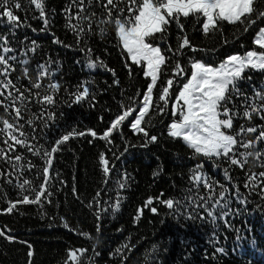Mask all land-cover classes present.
<instances>
[{
  "label": "trees",
  "instance_id": "16d2710c",
  "mask_svg": "<svg viewBox=\"0 0 264 264\" xmlns=\"http://www.w3.org/2000/svg\"><path fill=\"white\" fill-rule=\"evenodd\" d=\"M19 2L21 9L15 10V14L23 26L13 28L6 20L0 22V36H6L7 46L15 50L8 56L29 60L30 79L24 77L21 64L9 61L16 68L10 79L21 90L31 88L33 94H40L32 96L27 108L22 110L24 119L20 124L28 141L41 151L34 155L17 146L16 152L10 154L24 157L19 162L24 166L23 172L13 168L14 161L0 159V172L11 173L0 176V231L6 233V236H0V264H73L68 254L69 250L76 249H87L81 264H264V198L259 188L244 187L248 175L264 171V155L258 160L248 157V163L241 169L229 165L224 158L195 154L182 138L168 135L169 125L180 119L179 115H172V105L182 85L190 78L191 62L218 66L229 55L259 51L253 41L259 29L264 27V19L248 26V31H244L245 25L221 22L219 31L205 35L201 15L181 16L183 32L173 21L166 34L158 33L150 38V42L159 44L162 50L169 47L173 50L165 51L168 61L154 90L160 106H163L158 100L160 89L173 78L177 62L185 74L174 78L165 112L151 114L149 132L158 137L157 141L142 146L146 138L129 127L135 114L119 131L113 132L111 143L99 138L123 108L139 106L150 83V78L144 76V64H133L121 46L115 26L100 23L101 19H106L102 6L93 0L87 7L86 15L96 13L89 31V21L69 20L65 10L72 0H44L49 24L42 31L44 23L40 11L29 0ZM119 6L126 7L123 3ZM256 7L264 9V0H258ZM76 11L72 7L71 14ZM116 15L114 11L113 16ZM124 15H127L126 11ZM70 24L83 26L85 31L78 36ZM101 28L105 29L103 34ZM184 35L196 51L186 47L177 54ZM57 39L61 43H55ZM33 41L36 42L35 52L23 55L33 47ZM89 58H98L106 68H89ZM41 64L51 75L42 78L41 88L35 89L32 84L37 82L38 65ZM86 81H91L90 92L95 98L73 103L71 93ZM52 82L61 85L58 92L48 89ZM238 86L244 95L233 94L228 105L237 113L231 131H238L241 125L264 126V119L258 115H253L251 121L243 118L247 106L244 97L255 100L256 92L264 93V71H246ZM46 94L53 95L54 104L40 102ZM25 95L30 94L25 91ZM52 114L54 118L49 119ZM0 116L14 121V113L8 115L2 107ZM28 120H32L31 125ZM89 130L95 131L97 137L88 134ZM72 131L85 135L70 137L54 154L51 180L47 185L51 195L42 198L40 204L19 203L12 212H7L10 203L21 200L24 195L33 198L31 189H38L43 183V168L48 159L43 152ZM256 135L258 133L244 134L239 139L247 141ZM4 138L0 134V148H6ZM248 151L264 153V142L257 143L252 149L237 146V154ZM101 154L109 161L107 176ZM29 163L34 165L31 170L27 167ZM197 165H203L201 171L205 177L228 189L227 208H215V219L201 206L200 197L207 196V190L190 179ZM225 169L232 177L231 182L225 179ZM23 179L31 181L30 188L25 186L27 191L18 187ZM121 183L124 188H120ZM215 191L218 194L222 189L217 187ZM149 198L153 199V204L146 207ZM168 199L178 202L173 209L160 202ZM242 199L247 203H240ZM152 207L157 209L156 213L150 210ZM208 207L211 208V203ZM225 211L227 216L222 215ZM7 236L14 239L9 240ZM125 244L129 247L122 248V254L113 255ZM217 249H223V252ZM29 252H32L31 256Z\"/></svg>",
  "mask_w": 264,
  "mask_h": 264
},
{
  "label": "snow or ice",
  "instance_id": "6c2138e0",
  "mask_svg": "<svg viewBox=\"0 0 264 264\" xmlns=\"http://www.w3.org/2000/svg\"><path fill=\"white\" fill-rule=\"evenodd\" d=\"M30 4L34 5L36 9L40 11V18L43 20L44 29H47L49 21L45 13L44 0H29ZM93 0H72V4L65 11L69 13V20L89 21L88 30H91L92 19L96 16L95 12L90 15H86L87 7H90ZM95 3L100 4L106 14V19H101V24H113L115 26L116 34L123 49L127 52L131 62L136 65L145 66L144 76L150 78V83L147 85L142 98L139 100V106H129L123 108V111L118 114L114 120H112L110 126L99 137L100 139L108 140L111 143L110 137L114 131H119L125 121L130 117H134L130 120L129 127L136 134H142L145 139V144L156 142L158 137L150 135L149 125L151 124L152 113L158 112L163 114L168 106L171 98V89L174 84L175 77H181L185 74L184 68L179 62L176 63L173 70V78H169L165 85L161 87L158 100L163 102V106H160L154 97V90L157 87L158 80L162 74L164 66H166L168 57L165 51H173L171 47L167 50H162L159 44H153L150 42V38L156 34H166L169 24L173 21L176 22L179 30L184 31V26L180 23V17H188L189 15H201L204 18L202 23V31L205 35L210 32L219 31V25L221 22H227L229 24H241L245 25L244 31H248V26L254 25L258 20L264 19V9H258L256 7L258 0H95ZM123 3L126 7H120ZM72 7H75L77 11L74 15L71 14ZM21 9L19 0H0V22H6L13 28L23 26V22L20 21L18 15L15 14V10ZM117 15L113 16V12ZM125 11L127 15H124ZM255 17V18H253ZM70 27L79 36L85 31L83 26L76 24H70ZM103 34L105 29H100ZM55 43H61L58 39L54 40ZM254 44L258 47V50H249L244 54H233L227 56L218 66L205 64L200 61L191 62V75L190 78L184 83L175 96V100L172 105V115H179L180 119L173 121L169 125L168 135L172 138H182L189 148L194 150L195 154L202 155L208 158H224L229 165L238 166L244 169L248 163V157L259 159L264 153L260 151L237 154V146L252 149L257 143L264 142V126H249L245 127L241 125L238 131H231L234 129V119L237 113L229 108L228 105L232 101V95L243 96L240 91L238 82L245 78V73L248 70L264 71V27H261L256 33L254 38ZM8 38L6 36H0V107L4 109V112L8 115L14 113V121H10L5 116H0V134L5 138L3 144L6 148H0V159L14 161L13 168L19 172H23L24 166L19 165V162L24 159L21 155H10L16 152L17 146L26 148L27 151L32 152L34 155L40 154V149L31 144L26 133L22 130L23 125L20 121L24 119L22 116V110L27 108V104L31 101L32 96H39L40 94L32 93L31 88L21 90L10 79L11 73L16 71L13 64L9 61H14L23 66V73L25 78H29V64L28 59L18 60L17 56H8V53L15 50L9 46ZM35 41L32 42L33 47L29 48L23 55L27 56L28 52H35ZM192 48L189 38L184 35L181 37L177 54L184 48ZM91 53V49H88ZM105 67L103 61L92 60L89 58L88 67ZM40 69L37 75V82L32 84V88L40 89L42 86V78L49 77L50 73L47 67L43 64L38 65ZM111 71V69H106ZM131 74V73H130ZM113 75L115 72L113 71ZM250 79L251 77H247ZM30 79V78H29ZM118 83V81H117ZM91 81L82 82L77 86V91L71 93L73 97V103H81L88 100L90 97L94 99V95L90 92ZM48 89L51 92H58L61 85L58 82H52L48 84ZM25 91L29 92V96L25 95ZM41 103L54 104L55 100L53 95L46 94L41 100ZM135 103V100H133ZM244 103L247 105L243 111V118L248 121L253 119V115L260 116L264 119V93L256 92L255 100L250 97H244ZM19 105V106H18ZM71 106V105H70ZM11 110V111H10ZM54 114L49 116V119H53ZM29 125L32 124V120H28ZM254 139L242 141L239 139L244 134H255ZM93 137H97L95 131L89 130V133ZM83 136L84 132H69L64 135L60 140L55 142V145L50 150L44 151L43 155L47 157L46 165L43 168V183L38 189H31L34 192L33 198H29L28 195H24L21 200L10 203V207L7 208V212H12L17 207V204H40L42 198L51 195L47 185L51 180L50 169L53 163L54 154L59 151V146L68 141L72 136ZM35 139V137H33ZM101 164L103 171L107 176L110 172L109 161L101 154ZM28 170H31L34 165L30 163L27 165ZM203 165H197L193 169V174L190 179L197 185L203 186L207 192V196H201L200 200L203 201L202 207L205 208L207 215L216 218L214 209L217 207L227 208L225 202L226 193L228 189L219 182H213L202 173ZM225 179L231 182L232 177L228 172V169L224 170ZM11 175V173L5 174L0 172V176ZM17 179H20L18 176ZM11 183V180H8ZM107 183V181H105ZM25 186L31 187V181L23 179L18 187L27 191ZM124 183L120 184V188H124ZM222 189L218 194L216 188ZM245 188H251L255 190L260 189V195L264 198V171L255 173L252 172L248 175ZM100 193H97L99 196ZM50 202V201H49ZM98 202V201H97ZM169 209H173L174 205L178 203L172 199L161 200ZM211 203V208L208 207ZM240 203L246 204V200H240ZM153 204V199L149 198L146 202V207ZM119 202L116 204L118 209ZM153 213L157 212L155 207L150 209ZM142 214V209L140 210ZM222 215L227 216L228 212H223ZM99 215L97 219L99 220ZM203 218V217H201ZM139 219V216L137 217ZM67 227V224H65ZM99 231V226L97 227ZM83 235L87 236V233ZM0 236H6L4 231H0ZM9 240L14 237L7 236ZM31 247V246H29ZM127 244L122 245L121 248H117L115 254H122V248H128ZM131 250V249H129ZM219 252H223V249H217ZM87 249L69 250L68 259L73 264H81L82 258L85 256ZM32 252H29V256ZM122 259L126 257L122 256ZM67 264V262H66Z\"/></svg>",
  "mask_w": 264,
  "mask_h": 264
},
{
  "label": "rangeland",
  "instance_id": "374dc122",
  "mask_svg": "<svg viewBox=\"0 0 264 264\" xmlns=\"http://www.w3.org/2000/svg\"><path fill=\"white\" fill-rule=\"evenodd\" d=\"M122 46V45H121ZM144 70H145V66H144Z\"/></svg>",
  "mask_w": 264,
  "mask_h": 264
}]
</instances>
